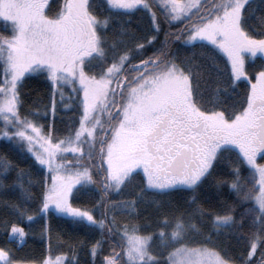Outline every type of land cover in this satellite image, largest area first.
I'll return each mask as SVG.
<instances>
[{
    "label": "snow or ice",
    "instance_id": "obj_1",
    "mask_svg": "<svg viewBox=\"0 0 264 264\" xmlns=\"http://www.w3.org/2000/svg\"><path fill=\"white\" fill-rule=\"evenodd\" d=\"M255 3L63 0L50 16L49 0H0V24L10 32L0 34V136L30 153L35 169H21L0 154V192L17 193L15 200L0 198V207L23 219L26 205L39 201L38 214L54 210L73 224L98 228L102 239L92 245L93 256L103 252L104 237H119L101 264H264V163L258 162L264 160V0L254 8ZM138 11L148 13L152 35L138 37L123 27L110 42L106 33L118 23L116 17ZM97 12L108 15L101 20ZM165 24L182 27L177 34L165 31ZM170 37L203 51L174 57ZM258 53L259 70L250 76L246 60ZM34 74L51 83L53 112L56 96L65 100V86L73 93L68 99L79 101L80 115L67 139L55 140L21 114V90ZM242 79L250 90L228 104L229 89ZM209 81L225 85L214 89L215 99H206ZM69 152L73 160L65 158ZM232 155L238 166L227 173L229 182L218 169ZM12 171L16 176L10 180ZM141 172L135 198L112 199ZM226 186L235 201L219 200ZM82 189L92 193L90 207L74 204ZM149 190L180 199L160 203L157 212L165 206L169 211L162 223L154 221L159 231L140 235L152 225L121 224L118 217H138ZM237 202L248 205L239 218ZM9 223L4 221L5 237L23 241L24 228L13 223L9 232ZM232 239L241 247L237 255L230 254ZM0 264L25 262L0 247ZM29 264H64V258L49 255Z\"/></svg>",
    "mask_w": 264,
    "mask_h": 264
},
{
    "label": "trees",
    "instance_id": "obj_2",
    "mask_svg": "<svg viewBox=\"0 0 264 264\" xmlns=\"http://www.w3.org/2000/svg\"><path fill=\"white\" fill-rule=\"evenodd\" d=\"M104 0H98V3L103 5ZM50 10L48 14L54 16L63 5V0H49ZM259 5V0H256V3L253 7ZM98 18L104 20L108 15L107 12L96 13ZM257 16L259 13L256 14ZM118 23H115L111 26V29L106 33V36L109 38V41L112 42L114 37V32L117 28L126 27L130 32L135 33L138 37L150 36V18L147 12L138 11L130 13L129 15L118 16L116 17ZM257 21L253 20L252 23L255 24ZM164 30L168 32H174L179 34V29L182 25L176 24L175 26L169 28L167 24L163 25ZM8 31H3V26L0 24V34L8 35ZM164 33L161 32L159 35V40H164ZM143 40H137L133 42L131 46H134V43H142ZM207 43V42H205ZM159 47V44H157ZM211 47V46H209ZM169 51L174 57H179L183 59L185 57L191 56L193 51L200 52L203 49H193L190 45H186L181 40H176L174 38H169L168 44ZM151 51V50H150ZM150 54V52H149ZM226 57H222L218 63L221 70L225 69ZM139 63V59L134 61ZM179 62V60L177 61ZM261 64L260 57L247 60L246 69L251 76L253 69L259 70ZM224 79H227V73H225ZM216 87H225V85H215L211 81L205 87L206 99H215L214 89ZM233 89H229L227 103L233 104L236 101L242 99L247 91L250 90V84L245 80L235 81L233 83ZM64 102L60 101V97L56 96V107L55 112L52 110V86L51 83L43 75L34 74L30 78L26 79L24 86L21 90L23 107L20 109L23 116H28L30 120H33L34 123L43 126L45 133L51 132L55 140H64L67 139L71 133L72 126L76 123L79 118L80 112L77 110L79 101L70 100L69 96H73L71 92V86H65L64 88ZM82 95V94H81ZM221 99H225L224 96H221ZM211 107V105H209ZM36 112V116L30 115V113ZM78 127V124H76ZM0 127H3V122L0 121ZM0 154L6 155L9 160L14 164L18 165L21 169L29 170L31 169L35 172V169L31 168L30 153H21L17 147L12 143L5 140L0 136ZM227 155V154H226ZM67 160H73L74 155H65ZM238 166L236 163L235 155L231 156L229 162L226 159L221 167L218 169L219 172L224 173V178L231 182L232 177L227 175L231 167ZM42 171L47 176L46 170ZM248 173L245 170H242V175L246 176ZM10 180L14 179L16 172L12 171L9 174ZM140 173L133 181L129 188L124 190L122 195H117L112 193V199L114 200H127L135 198L136 192L139 191V188L136 185L140 182ZM36 177L34 176L33 179ZM27 179V177L25 178ZM206 190L210 194L215 193V189ZM33 192H37L38 188H32ZM223 195L219 197V200H229L235 201L236 197L234 194H229L227 186L223 189ZM17 193H12L11 191L7 193L0 192V198L15 200ZM79 199L74 201V204L77 206L86 205L91 206L92 193L88 189H82L78 193ZM180 197L173 194L172 196H161L152 191H146L143 196V200L138 206L139 216H121L118 217L121 224H127L129 222L133 224H151L152 227H148L145 230L141 231L140 235H149L154 232L159 231L156 227L154 221L159 220L161 223L166 219L165 213L169 211L168 207H162L157 212V207L162 202L179 200ZM218 201H213V207L217 205ZM40 202L36 201L35 203H29L26 205L28 212L23 219H18L12 212L3 207H0V247L10 248L15 258L21 261H24L25 264L29 262H39L42 259L52 255L53 258L57 255L66 256L67 260L65 264H101L103 257H106L110 254L113 247L117 244L119 237L115 239H105L103 244V252L93 256L91 254L92 245L97 241L101 240L100 230L96 227H88L85 225H76L71 222L67 217H63L53 211H50L47 214H38V208L40 207ZM208 207V205H205ZM239 213V212H238ZM237 213V214H238ZM27 215L34 217L32 221L27 220ZM100 217L97 216V219ZM8 220V231L10 232L11 225L13 223L17 224L19 227L24 228L26 232V237L23 241L19 240L17 237L13 238L11 236L5 237V228L4 221ZM6 240H11L13 242L6 243ZM232 245L234 246L230 249L231 255H237L241 250L240 246H236V241L231 240ZM116 251L119 252L120 249L117 247ZM159 249H156L153 254H157ZM255 262L260 260L259 252L255 257H253Z\"/></svg>",
    "mask_w": 264,
    "mask_h": 264
},
{
    "label": "rangeland",
    "instance_id": "obj_3",
    "mask_svg": "<svg viewBox=\"0 0 264 264\" xmlns=\"http://www.w3.org/2000/svg\"><path fill=\"white\" fill-rule=\"evenodd\" d=\"M60 10V9H59ZM0 19H2V18H0ZM8 35H10V32L8 33ZM182 42H183V39H182ZM184 43V42H183ZM258 57H260V54L258 53L257 54V57H255V58H252V57H249L248 59L249 60H253V59H256V58H258ZM247 59V60H248ZM246 60V61H247ZM243 80V79H242ZM253 82H254V80H253ZM66 154H68V155H71V156H73V154L72 153H65L64 155H66ZM258 162L259 163H264V160H260L259 159V157H258ZM46 170V173H47V169H45ZM142 173V172H141ZM48 175V174H47ZM50 177H49V179H48V183L50 184ZM246 207H248V205L247 204H244V203H240V202H237L236 203V211H235V213H234V215L237 217V218H239V216H240V214L244 211V209L246 208ZM53 212H55L54 210H52ZM239 212V213H238ZM56 213V212H55ZM238 213V214H237ZM57 214H59V213H57ZM40 215H42V214H40ZM60 215V214H59ZM244 232H247L248 231V225L246 224L245 225V228H244V230H243ZM13 238H15V237H13ZM18 238V237H17ZM19 239V238H18ZM232 240H234L235 241V239H232ZM63 258H64V264L66 263V260H67V257L66 256H62Z\"/></svg>",
    "mask_w": 264,
    "mask_h": 264
}]
</instances>
